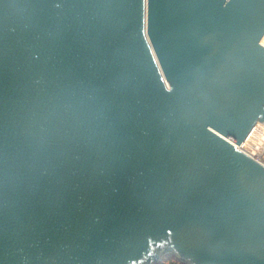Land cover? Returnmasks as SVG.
Instances as JSON below:
<instances>
[{
	"label": "water",
	"instance_id": "1",
	"mask_svg": "<svg viewBox=\"0 0 264 264\" xmlns=\"http://www.w3.org/2000/svg\"><path fill=\"white\" fill-rule=\"evenodd\" d=\"M264 0H0V264H264Z\"/></svg>",
	"mask_w": 264,
	"mask_h": 264
},
{
	"label": "built area",
	"instance_id": "2",
	"mask_svg": "<svg viewBox=\"0 0 264 264\" xmlns=\"http://www.w3.org/2000/svg\"><path fill=\"white\" fill-rule=\"evenodd\" d=\"M251 137L257 138V142L252 140L253 148L245 146V142ZM248 139L242 145H240L239 148L248 153L260 163L264 164V128L256 131L254 128ZM253 149H255V151Z\"/></svg>",
	"mask_w": 264,
	"mask_h": 264
},
{
	"label": "bare ground",
	"instance_id": "3",
	"mask_svg": "<svg viewBox=\"0 0 264 264\" xmlns=\"http://www.w3.org/2000/svg\"><path fill=\"white\" fill-rule=\"evenodd\" d=\"M262 43L264 44V38H263V40H262ZM263 128H264V123L259 122V123L256 125V127H255V131H256V130L263 129ZM252 140H254V142H257V138H256V137H255V138L251 137V138H249V139L245 142V146H246V147H249V148H253V146H252ZM253 150L255 151V149H253Z\"/></svg>",
	"mask_w": 264,
	"mask_h": 264
},
{
	"label": "rangeland",
	"instance_id": "4",
	"mask_svg": "<svg viewBox=\"0 0 264 264\" xmlns=\"http://www.w3.org/2000/svg\"><path fill=\"white\" fill-rule=\"evenodd\" d=\"M159 264H184L174 255H168L161 263Z\"/></svg>",
	"mask_w": 264,
	"mask_h": 264
}]
</instances>
